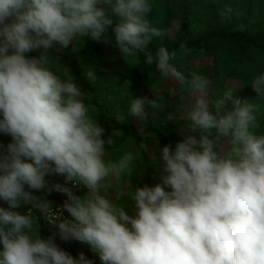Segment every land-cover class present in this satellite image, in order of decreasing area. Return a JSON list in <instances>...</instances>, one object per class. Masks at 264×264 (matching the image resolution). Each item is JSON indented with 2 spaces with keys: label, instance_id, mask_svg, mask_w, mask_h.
Returning <instances> with one entry per match:
<instances>
[{
  "label": "clouds",
  "instance_id": "clouds-1",
  "mask_svg": "<svg viewBox=\"0 0 264 264\" xmlns=\"http://www.w3.org/2000/svg\"><path fill=\"white\" fill-rule=\"evenodd\" d=\"M151 10L150 0H0V133L11 137L6 146L0 143V200L8 205L0 207V264H94L83 252L74 258L61 249L57 237L88 245L101 264H264L259 106L227 91L211 111L212 81L177 70V50L150 49L154 37L174 39L177 31L153 26ZM231 12L226 7L219 14ZM113 24L114 37L102 35ZM77 35L114 43L124 59L143 55L162 76L187 85L192 98L182 107L189 123L174 150L171 143L159 148L152 162L158 183H142L146 165L142 174L134 167L139 150L111 157L106 145L114 147L123 132L102 138L105 129L90 115L96 108L85 103L87 93L72 70L50 66L61 64L59 54ZM50 49L56 57H49ZM32 51L39 55H25ZM179 52L190 49L181 43ZM83 73L96 80L91 70ZM248 84L264 100V72ZM226 100L233 110H225ZM146 105L161 107L157 100L132 98L129 114L147 122ZM49 175L82 186L86 194L49 186ZM32 190L67 199L54 208ZM25 206L26 213L16 211ZM40 219L50 226L47 238L40 235Z\"/></svg>",
  "mask_w": 264,
  "mask_h": 264
},
{
  "label": "trees",
  "instance_id": "trees-1",
  "mask_svg": "<svg viewBox=\"0 0 264 264\" xmlns=\"http://www.w3.org/2000/svg\"><path fill=\"white\" fill-rule=\"evenodd\" d=\"M171 1L172 0H150L152 10L148 18L153 23V26L162 30L169 28L170 16L168 7ZM242 19L243 23L233 28L228 18H225L224 27L206 30L191 42L184 41L180 39V37L171 40L167 35L154 37L149 47L153 52L160 46H165L169 51L177 50V56L172 63L177 70L181 71L186 77L192 71H196L202 75L207 74L209 69L207 66L194 67L191 61V58L194 57L193 52L197 49L204 48V52L209 55L213 61L211 69L215 77L221 80L223 78L237 79L242 81L243 84L248 85L255 74L264 72V30L259 32L258 30H252L246 18L243 17ZM102 35H105V33ZM106 35L114 37L112 33ZM181 43H185L190 49V52L181 54L179 52ZM73 46L78 48L79 51L73 53ZM106 47L115 51L118 50L114 43L105 44L97 42L89 35H86L83 36L81 42L70 44L61 54L66 56L69 68L72 70V75L76 78V83L87 93V104H92L96 108L97 122L105 129L102 138L107 139L114 130L123 132L114 147L109 148L106 145L107 151H116L125 139L130 138L140 141L147 138V135L151 132L159 134L158 129L150 124H147L144 130H138L132 120L128 119V115L131 101L129 98L130 87L143 83H145L146 86L152 85L158 80L160 73L156 71L155 65H146L143 55H140L134 61L123 62L122 60H116L105 67L106 70L111 72L110 81L107 83L110 88L102 87L105 83L102 81L100 82V80L89 81L83 73L81 60L85 59L90 51L101 52L105 50ZM49 52L57 54L54 49H50ZM28 57L32 56L28 55ZM127 81H131L128 86H126ZM218 99L217 97L216 100ZM117 116L123 117V120L117 121ZM159 137L160 139L162 138L161 135ZM171 137L177 142L180 140L176 133H172ZM160 144L164 145L166 142L161 139ZM49 186H51L50 183ZM32 191L34 195L49 200L52 205L54 204L53 201L57 198L55 191H52L50 194L47 190L46 192H43V190ZM0 203L8 207L3 200H0ZM25 208L27 207H21L16 211L23 214L22 210ZM39 224L48 227L44 222L39 221ZM56 243L59 246L57 240ZM86 246L88 247V245ZM87 257H89L88 254Z\"/></svg>",
  "mask_w": 264,
  "mask_h": 264
},
{
  "label": "rangeland",
  "instance_id": "rangeland-1",
  "mask_svg": "<svg viewBox=\"0 0 264 264\" xmlns=\"http://www.w3.org/2000/svg\"><path fill=\"white\" fill-rule=\"evenodd\" d=\"M226 7H231L232 12L227 14V18L230 21V24L234 27L243 23V17L246 18L247 23L252 30L263 31L264 30V0H172L169 3L168 11L170 16L169 28H175V40L180 37L184 41H194L198 36L203 34L206 30H212L216 27H224L225 18L220 16V11L224 10ZM115 23V17H111ZM112 26L108 27L107 32H113ZM182 37V38H181ZM83 40V37L77 35L73 38L72 43H79ZM204 48L197 49L193 52L194 57L191 58L192 64L194 67H208L207 76L212 84L209 90V109L215 111L214 104L217 99H221L225 92H233V98H239L241 100L247 99L251 103L257 104L259 110L256 112L257 120L260 124L259 132H264V100L256 97L255 91L252 89L251 85H245L242 81L231 78H217L214 76V73L211 69L212 59L207 55ZM26 56H38L39 53L36 51L28 52ZM50 58H54L57 54L51 52L48 53ZM122 60L123 62L134 61L130 58H125L119 52L111 48L106 47L105 50L90 51L86 58L81 60V67L84 72L91 70L96 77V80L102 81V87L110 88L107 84L110 81L111 72L106 70L105 67L110 65L113 61ZM59 62H52L50 66L53 70L59 69L63 71L64 65L69 67L67 58L63 54H59ZM112 90V89H111ZM129 98L137 97H147L149 100H157L158 104L161 106L159 109H152L150 106L146 105V111H148V120L147 122L137 121L135 117L128 115V119L132 120L133 124L138 130H144L147 124H150L156 127L166 144L171 143L173 150L175 143L177 141L173 140L171 137L172 133H176L180 139L181 135L184 134V129L187 128V121L183 118V113L185 111L184 107L188 104V101L192 98L188 90L187 85L183 88L175 81L170 80L159 74L158 80L154 84L148 86L145 83L132 86L129 89ZM87 104V99L85 101ZM234 105L231 100H226L225 110H233ZM168 115H172L173 119L169 120ZM258 131V129L256 130ZM151 132L147 135V138L140 141H136L128 138L133 141L132 143L137 150L141 152V157L139 160L142 161L141 169L135 167L136 172L141 174L145 167V176L151 177V180H154L155 183L159 181V173L157 170V165L153 164L154 158L159 155V148H162L164 145L160 144V135ZM199 138L200 133L195 134ZM212 138V137H209ZM225 140L227 138H224ZM135 141V142H134ZM11 142V137L0 133V143L7 145ZM157 142V145H156ZM136 143V144H135ZM143 143L144 148L140 149L139 145ZM149 162L155 168L149 167ZM151 170V174L149 171ZM142 171V172H141ZM144 176V177H145ZM146 180V179H145ZM154 184V183H153ZM46 192V190H43ZM40 235L43 238H47L50 235V228L45 227L40 224ZM3 250L2 244H0V251ZM86 253L89 258L94 260V264H101L99 257L92 253L89 247L86 248Z\"/></svg>",
  "mask_w": 264,
  "mask_h": 264
},
{
  "label": "built area",
  "instance_id": "built-area-1",
  "mask_svg": "<svg viewBox=\"0 0 264 264\" xmlns=\"http://www.w3.org/2000/svg\"><path fill=\"white\" fill-rule=\"evenodd\" d=\"M45 179L50 184H54V183L64 184L65 186L71 188L75 195H79L82 192V190H83L82 186L77 187V186H74L71 182H65L64 177H62V176L49 175V176H46ZM56 193H57L58 199L52 205L54 208L61 206L62 203L67 199V196L65 194L59 193V192H56ZM0 207L8 208L7 206H3L1 203H0ZM26 212H27V208L22 210L23 214L26 213ZM34 215L39 217V213L38 212H34ZM63 215H64V217H68L69 214L65 211L63 213ZM39 221L44 222L45 225L50 228V226L45 221H43L42 219H40ZM56 240L59 243V247L61 249H63L64 251L68 252L69 254H71L74 258L78 257V254L81 253V252H83L85 254V256L87 257V253H86L87 246H86V244H83V243H81L79 241H75V240L69 241V242H64V241H61L58 237H57ZM87 258H89V257H87Z\"/></svg>",
  "mask_w": 264,
  "mask_h": 264
},
{
  "label": "crops",
  "instance_id": "crops-1",
  "mask_svg": "<svg viewBox=\"0 0 264 264\" xmlns=\"http://www.w3.org/2000/svg\"><path fill=\"white\" fill-rule=\"evenodd\" d=\"M90 115L93 116V118L97 121V111L95 112H92L90 113ZM133 141L129 140V139H125L121 144L120 146L118 147V149L116 151H108L111 155L112 158L114 159H119L125 152L127 151H137L136 147L137 145H134L132 143ZM135 142V141H134ZM136 144V143H135ZM152 163L149 162V167L150 168H155L154 166L151 165ZM156 165V164H155ZM141 166H142V161L141 160H138L135 164L134 167H139V169H141ZM142 172V171H141ZM143 173V172H142ZM141 173V174H142ZM149 173L151 174V170L149 171ZM139 174V172H138ZM46 178V177H45ZM146 179V180H145ZM131 181L133 184H136L137 183V180H136V174L133 173L132 177H131ZM159 181H157L158 183ZM142 183H148L149 185H152L153 183L155 184V181L154 180H151V177H147V175L145 177L142 178ZM86 189L83 188L82 192L79 194V195H84L86 194ZM57 195V193H55ZM54 198H55V195H54ZM58 199V197L56 198L55 201L53 202H56Z\"/></svg>",
  "mask_w": 264,
  "mask_h": 264
}]
</instances>
